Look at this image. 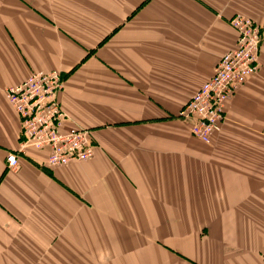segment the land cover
Wrapping results in <instances>:
<instances>
[{
    "label": "crops",
    "instance_id": "1",
    "mask_svg": "<svg viewBox=\"0 0 264 264\" xmlns=\"http://www.w3.org/2000/svg\"><path fill=\"white\" fill-rule=\"evenodd\" d=\"M236 14L263 28L264 0H0V264H264V30L211 142L178 119ZM52 70L90 161L20 152L5 89Z\"/></svg>",
    "mask_w": 264,
    "mask_h": 264
},
{
    "label": "built area",
    "instance_id": "2",
    "mask_svg": "<svg viewBox=\"0 0 264 264\" xmlns=\"http://www.w3.org/2000/svg\"><path fill=\"white\" fill-rule=\"evenodd\" d=\"M230 25L238 32L237 47L222 56L212 78L178 114L179 119L190 123L192 135L205 143L222 129L229 101L260 70L262 26L243 14L233 16ZM65 83L58 70L39 71L5 89L22 123L20 152L47 150V165L52 168L87 162L96 155L92 131L68 124L60 100ZM7 163L17 169V154H9Z\"/></svg>",
    "mask_w": 264,
    "mask_h": 264
},
{
    "label": "rangeland",
    "instance_id": "3",
    "mask_svg": "<svg viewBox=\"0 0 264 264\" xmlns=\"http://www.w3.org/2000/svg\"><path fill=\"white\" fill-rule=\"evenodd\" d=\"M264 28V27H263ZM264 30V29H263ZM179 119V118H178ZM180 121H182V122H184V123H186L187 125H188V127H189V129H191V126H190V123L189 122H187L186 120H181V119H179Z\"/></svg>",
    "mask_w": 264,
    "mask_h": 264
}]
</instances>
